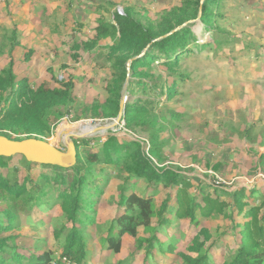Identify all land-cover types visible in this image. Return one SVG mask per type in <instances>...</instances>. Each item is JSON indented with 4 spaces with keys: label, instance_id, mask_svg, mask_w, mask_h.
I'll return each instance as SVG.
<instances>
[{
    "label": "trees",
    "instance_id": "obj_1",
    "mask_svg": "<svg viewBox=\"0 0 264 264\" xmlns=\"http://www.w3.org/2000/svg\"><path fill=\"white\" fill-rule=\"evenodd\" d=\"M64 1L63 12L68 15L71 3ZM223 1L181 0L152 19L130 6L122 12L112 11L116 1L103 0L96 9L104 13L94 18L87 36L75 37L72 28L71 39L60 38L59 45L47 47L23 43L15 24L3 28L0 135L13 140L48 136L62 108L66 117L75 102L76 84L71 75L75 65L98 55L109 67L106 94L100 104L87 107L93 109L94 117L115 118L129 74L124 129L145 138L149 148L146 151L139 138L109 134L83 153L80 147L86 148L88 138L73 139L76 163L68 168L28 162L20 154L0 157V264H52L54 252L43 250L50 236L60 244L61 257L87 264L94 254L120 253L125 235L134 240L141 264H216L215 255L222 257L221 264H264V180L229 192L224 184H214V176L197 181L182 173L180 166L164 164L166 159L181 161L180 153L169 157L163 146H169L190 119L189 109L175 106L180 101L178 86L190 77L181 61L205 49L221 50L223 43L233 40L220 25ZM198 23L210 34V41L199 43L193 30ZM60 66L64 68L62 79L55 75ZM158 67L163 70L157 72ZM137 93L140 97H135ZM157 97L164 99L160 102ZM16 156L26 166L46 168L41 175L47 184L33 181L28 173L19 179L20 166L11 165ZM204 161L220 176H227L224 161ZM259 165L264 174V156ZM103 206L111 207L113 213L111 220L103 222L104 235L97 233ZM55 210L63 222L49 232L50 223H44L43 217ZM36 218L41 228L28 222ZM218 219L226 222L212 226ZM184 222L189 237L182 241L185 235L180 225ZM155 251L171 261L156 257ZM128 261L135 264L139 258L134 253L116 264Z\"/></svg>",
    "mask_w": 264,
    "mask_h": 264
},
{
    "label": "rangeland",
    "instance_id": "obj_2",
    "mask_svg": "<svg viewBox=\"0 0 264 264\" xmlns=\"http://www.w3.org/2000/svg\"><path fill=\"white\" fill-rule=\"evenodd\" d=\"M19 1V3H12V0H0V32L3 31V28L11 27V24L14 22L11 15H16L15 19L19 22L18 27L29 31L25 32V34H32L30 37L33 38V45L38 47H47L48 44L59 45V42H62L61 39H71L70 31L72 28L75 37L83 38L87 36L95 21L94 18L98 14L104 13L103 9H101L100 13L96 9V6L99 3L101 4L103 0H70L69 16L63 12L64 3H67L64 0ZM115 1L116 5L111 9L112 11L115 9L123 11V7L130 6L136 12L147 13L149 17L154 19L160 16L164 10H169L173 6L180 4L181 0ZM7 4L8 6H6ZM221 5L224 19L220 21V25L233 40L223 43L225 45L221 50L213 51L205 49L189 55L181 61V67L190 73V77L182 83L183 85L180 84L178 86L181 92L178 96L180 101L175 106L178 110H190V119L187 122L189 124L183 123L184 128L181 132L176 130L178 132L176 137L174 136L175 138L171 140L169 146L168 144L164 145L163 149L169 154V157L174 152L181 154L180 162L166 159L165 165L176 164L181 167L182 173L192 176L197 181L200 179L206 180L204 176H217L216 179L221 182L218 185L224 184L227 190L231 192L238 185H250L252 187L259 180L257 177L260 174L263 175L260 168L256 169V172L254 171V156L256 159L258 157L255 155L253 148L247 144L252 140L246 137V131L242 132L239 128L233 131L231 135L230 131L232 128L230 123L225 119L226 116L224 117L223 111L225 110V94L228 97H233L229 100L227 99L228 102L231 101L230 104L239 101V94L242 90L240 89V82L237 81V79L241 78V75L238 73L239 67H237L240 66L239 62L249 64L257 61L254 60L256 57L255 49L261 48L260 42L264 39L260 37L261 31H263L262 28L264 27V0H225ZM105 16L109 17L107 13ZM193 30L198 36L199 43L210 41V34L202 30L200 23L195 25ZM74 68L71 75L75 79L76 84L74 90L75 102L71 105L68 112L70 114L68 115L69 120L64 117V114L67 113L66 109L62 108V114L52 127L51 133L45 137L56 145H59V141L57 142L56 139L57 133L63 128L70 131L75 126L77 127L84 122L88 125H102L112 120L94 117L93 109L87 107L88 105L100 104L105 97L104 84L109 77L108 65L104 64L103 59L96 55L92 59H86L79 65H75ZM160 70H163V68L158 67L157 72ZM63 73L64 68L60 66L55 75L62 79ZM247 80H251V78ZM124 95L127 97L128 94L125 92ZM122 97L123 94L121 92ZM135 97H140V94L137 93ZM157 99L162 102L164 98L160 99V97H157ZM239 103L242 102L240 101ZM77 114L79 119L75 121L74 115ZM109 134H114L118 137L131 136L132 138H139L145 150L148 151L149 143L147 140L124 129L123 121L113 131L108 130L104 134L85 137L89 140L88 145L86 148L84 146L80 147V152H88V150L95 148L97 143H100ZM232 138H235V140ZM205 159H208L209 164H214L215 161H224L227 164V176L222 177L217 174L212 170L211 165L205 164ZM11 165L20 166L21 173H18L19 179H22L23 175L28 173L31 175L33 181H40L43 185L47 184L41 175L46 168L37 165L26 166L21 156L13 157ZM256 165H259V159ZM244 167L246 171L247 167H252L250 168V174L243 172ZM48 170L51 172V169ZM51 174L48 173L49 176ZM21 215L24 214H19V216ZM99 216L97 233L104 235L106 228L103 222H108L113 217L111 207H101ZM37 220L36 218L28 222H35ZM43 221L44 223H50L49 232H51V228L63 222V217L58 210H55V212L45 215ZM214 222L226 221L221 219L214 220L211 222L212 226L215 224ZM40 224L39 222H35L33 225L41 228L39 227ZM180 228L185 235L182 241H185L189 237L187 222L182 223ZM168 234L171 236L172 232L170 231ZM37 235L41 236V233H37ZM159 238L163 240L164 236L159 235ZM45 242L43 250H52L55 255L52 264H72L63 261L60 244L55 243L52 236ZM134 253L139 258V261L135 264H141L142 255L135 252L134 240L125 235L122 238L120 253L109 255L97 253L89 257L87 264H116L118 261L132 257ZM154 255L159 258H166L159 251H155ZM176 260L180 261L178 256ZM150 261L151 258H149ZM170 261L171 259H167V262ZM150 263L152 264V262ZM215 263L221 264L222 257L216 256Z\"/></svg>",
    "mask_w": 264,
    "mask_h": 264
},
{
    "label": "crops",
    "instance_id": "obj_3",
    "mask_svg": "<svg viewBox=\"0 0 264 264\" xmlns=\"http://www.w3.org/2000/svg\"><path fill=\"white\" fill-rule=\"evenodd\" d=\"M19 2V0H12V3ZM6 6H8V4ZM15 17L16 15H11V18H13L14 20L12 24H15L17 26V29L20 31L22 42L33 43V38L30 37L32 34H25V32L29 31H26L21 27L19 28V22L16 21ZM262 29L263 31H261L260 37L264 38V27ZM260 45V49H255L256 57L254 58V60L257 61L249 64H243L239 62L240 66L237 67H239L238 73L241 75V78L239 80L237 79V81L240 82V89H242L241 93L239 94V101L230 104L231 101L228 102L227 99L229 100L233 97H228L225 94V110L223 111L224 117L226 116L225 119L231 125V135L233 131H236L238 128L242 132L247 131L248 138L250 137L249 134H251L252 141H249V143L247 144L253 148L258 159L259 156H264V39L262 42H260ZM248 78H251V80H247ZM240 101L242 103H239ZM237 118H239V120H237ZM232 139L235 140V138ZM242 141L245 142L244 139H242ZM258 159H256L254 156L255 172L258 168H260L261 170V167L259 165H256L258 164ZM250 168L252 167H247L246 171V168L244 167L243 172H246V174H250ZM257 178L259 180H257L256 184L264 180L260 176H258ZM255 185H253L252 187H254ZM239 186H246L247 188H251L250 185H238L237 187ZM216 256L218 255H215L214 258ZM165 257V259H168V256Z\"/></svg>",
    "mask_w": 264,
    "mask_h": 264
},
{
    "label": "water",
    "instance_id": "obj_4",
    "mask_svg": "<svg viewBox=\"0 0 264 264\" xmlns=\"http://www.w3.org/2000/svg\"><path fill=\"white\" fill-rule=\"evenodd\" d=\"M119 11L122 12V10ZM187 23L176 27L174 30L158 39L170 35L171 33L185 26ZM147 48H145L139 56L143 55ZM130 62L131 59L127 63L128 70ZM128 80L129 74L127 75L126 81L123 86V97L120 100L118 114L109 123L102 125L89 124L90 129L87 132L64 133L62 137L60 136V140L58 143L59 145L54 144L48 138L35 135H32L29 138H23L21 140H13L0 135V157H10L16 154H20L26 159V161L32 163L56 165L64 168L74 166V164L76 163V147L73 139L90 137L97 134H104L108 130L113 131L118 127V125H120L121 122H123L124 104L126 102V96L124 95V93L126 92Z\"/></svg>",
    "mask_w": 264,
    "mask_h": 264
},
{
    "label": "bare ground",
    "instance_id": "obj_5",
    "mask_svg": "<svg viewBox=\"0 0 264 264\" xmlns=\"http://www.w3.org/2000/svg\"><path fill=\"white\" fill-rule=\"evenodd\" d=\"M90 129V125H88L87 123H81L79 126H75V128L73 130H66L65 128L59 130V132L57 133V142L60 140V136L62 137L64 133H67V132H76V133H79V132H87L88 130Z\"/></svg>",
    "mask_w": 264,
    "mask_h": 264
},
{
    "label": "built area",
    "instance_id": "obj_6",
    "mask_svg": "<svg viewBox=\"0 0 264 264\" xmlns=\"http://www.w3.org/2000/svg\"><path fill=\"white\" fill-rule=\"evenodd\" d=\"M126 100H127V97H126ZM65 119H68V120H69V117L66 116ZM23 136H24V135H23ZM259 176H260L262 179H264V176H263L262 174H260ZM216 178H217V176L214 177V182H215L216 185H218V184H220L221 182H220L219 180H217ZM62 258H63V261H64V262H70V263L74 264V263L71 262L70 260H67L65 257H62Z\"/></svg>",
    "mask_w": 264,
    "mask_h": 264
}]
</instances>
